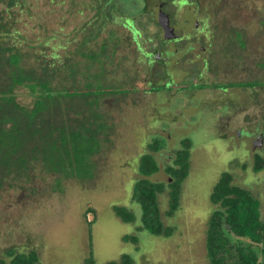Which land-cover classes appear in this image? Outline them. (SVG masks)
Here are the masks:
<instances>
[{"label": "rangeland", "instance_id": "rangeland-1", "mask_svg": "<svg viewBox=\"0 0 264 264\" xmlns=\"http://www.w3.org/2000/svg\"><path fill=\"white\" fill-rule=\"evenodd\" d=\"M154 1L164 2L167 11L174 15L171 3L180 0ZM188 1L192 3L180 4L197 14L200 12L196 3L205 7L215 25L214 31L225 32L227 41L220 47L224 53L241 47L237 32L251 38L253 48L264 49V0ZM93 2L17 0L16 5L10 6L14 4L12 0L0 1V23L4 26L0 28V41L20 55L16 67L6 65L9 71L14 68L19 74V82L12 81V74L6 78L0 72V90L10 92L8 101L0 103V125L4 123L13 130L16 122H10L5 115L14 110V105L33 110L38 104L40 110L45 100L40 94L46 88L51 90L52 108L56 106L38 117L36 126L41 130H33L30 141L20 147L8 138L7 145L0 150V165L5 162V155H9L10 165L0 167V250L25 246V251L31 253L11 248L4 255L15 250L23 254L24 262L31 260L33 264H81L89 257L96 264H104L118 261L124 254L134 264H209L205 231L214 210L209 195L219 175L229 172L235 185L247 189L259 201L264 226V170L253 175L246 146L237 148L230 140L216 139L212 131L208 132L209 121L193 119V124L199 123L198 128H188L182 134L184 141L191 143L189 170L181 185L179 208L173 216L165 215L167 194L158 197L162 222L172 227L173 233L165 237L137 231L141 209L132 201V190L139 161L145 155L142 150L150 143L152 149L157 144H172L173 140L158 138V133L166 136V132L156 130L180 129L183 119L154 101L136 105L140 96H134L137 89L132 82L141 83L143 75L140 80L135 77V50L124 26L130 24L126 18L141 8L142 0H117L122 11H115L104 23L102 18L94 23L97 10ZM187 19L184 17V21ZM204 19L199 18V23ZM152 23L148 16L142 19L138 25L144 33L142 38L157 33V26ZM177 30L187 32V28ZM34 72L42 79L38 85L25 76L20 78L22 73ZM190 80L191 77L185 79L181 85L186 86ZM261 84L264 86V81ZM162 88L158 81L150 90ZM118 90L129 93L120 96L125 102L116 107L120 98L114 91ZM102 93L107 94L92 100ZM158 100L162 102L163 96ZM177 103L184 100L173 99V104ZM86 108L103 118L105 126L98 131L97 140L90 138L89 130L82 131L84 136L61 130V136L56 138L55 122L65 128L68 119L74 118L76 112L85 114ZM18 113L15 114L19 116ZM16 124L18 129L23 127ZM84 137L90 141L83 143ZM74 144L78 145L75 149ZM29 150L35 155L29 152L28 158ZM173 153L157 156L161 171L150 181L169 182L162 169L169 166L165 161ZM23 159L27 160L22 162ZM115 206L131 211L134 221L122 222L113 212ZM126 235L137 236V242L123 241ZM254 249L264 264V240Z\"/></svg>", "mask_w": 264, "mask_h": 264}, {"label": "flooded vegetation", "instance_id": "flooded-vegetation-1", "mask_svg": "<svg viewBox=\"0 0 264 264\" xmlns=\"http://www.w3.org/2000/svg\"><path fill=\"white\" fill-rule=\"evenodd\" d=\"M184 2L192 3L188 0L172 2L175 14L171 15L164 2L142 0L141 8L131 18H126L130 24L125 23L126 26H124L135 50L134 60L138 67L135 77H139L140 80V75H143L141 83L131 81L137 89L134 96H140V101L136 102V105L154 101L164 109L166 108L170 114L175 112L176 117L183 119L180 129L172 127L156 130L157 133L162 131L167 133L166 136L158 133V138L161 137L168 142L173 140V143L157 144L156 147L160 148L157 152H153V156L158 160L157 156H161L162 152H174L170 159L165 161L170 163L168 167L173 166L176 152L186 148L189 151L191 148V143H186L182 134L188 128H195V130L198 128L199 123L193 124V119L196 121L203 119L209 121L210 130L208 132L212 131L216 139L230 140L237 148L246 146L248 158L251 159L248 161L250 172L253 175L259 174L264 168L256 171L254 167L257 158L264 160V125L256 124L258 121L264 122V86L261 84L264 81V49L253 48L251 38L247 39L246 34L237 32L241 47H237L235 51L225 50L224 53L220 47L225 46L227 41L224 38L225 32L214 31L215 25L205 7L200 8L196 3L198 12H200L197 14L189 10V6L180 4ZM204 14H206L205 17ZM145 16H148L151 22L154 21L152 26H157L158 31L156 34H149L147 38H142L144 33L138 25ZM184 17L188 19L184 21ZM199 18H205L204 22L199 23ZM180 28H187V32L177 30ZM232 35L236 36V34ZM233 45H235L234 41ZM189 77L191 80L186 83V86H182L181 83ZM158 81L161 82L163 88L150 90L157 85ZM107 93L99 94L92 100H99ZM114 93H117L120 98V102H116V107H118L117 105H123L125 102V98L122 99L120 96L129 92L118 90ZM160 96H163L162 102L158 100ZM179 97L184 100V103L173 104V99ZM94 104L97 103L94 101ZM88 109L86 108L85 114L82 115L76 112L74 118L68 119L65 128L62 123L55 122L54 130L58 129L56 138L61 136V130H67L72 135L79 133L82 136H84L82 131L89 130L92 134L90 138L97 140L98 131L105 124L102 123L103 118L99 116V113L92 115L90 110L87 111ZM188 116L190 121H187ZM148 130L151 132V128L148 127ZM90 138L84 137L81 140L87 143ZM73 139L77 142L76 137ZM73 146L75 149L78 145ZM151 149L152 143L148 144L142 152L151 153ZM158 167V172L151 177L161 171L159 163ZM168 167L164 166L162 170L171 182V178L165 172ZM11 248L21 250L20 253H31L30 250L25 251V246L6 247L0 250V264H11L15 255H23L15 253V250L14 256L13 254L4 255V252Z\"/></svg>", "mask_w": 264, "mask_h": 264}, {"label": "trees", "instance_id": "trees-1", "mask_svg": "<svg viewBox=\"0 0 264 264\" xmlns=\"http://www.w3.org/2000/svg\"><path fill=\"white\" fill-rule=\"evenodd\" d=\"M91 1H94L93 3H95L94 6L97 10L94 23L98 20L101 21V18L103 19L102 23H104V20L110 17L112 13L115 11L120 12L121 10V6L120 4L118 6L117 0ZM12 2L14 4H10V6L16 5L17 0H12ZM107 2H110V5ZM2 27L4 26L0 23V28ZM2 44L3 42L0 41V72H3V76L6 78L12 74V81L17 83L19 82L17 80H20L16 79L19 74L14 68L9 71L6 65L16 67L20 58L19 51L10 49L8 46ZM24 76L28 79L27 81L36 82V85L42 80L40 77V79L37 77L36 72L20 74V78ZM46 89L45 93L40 94L44 97V102H46V104L43 102V107L40 110H38L37 104L35 105L37 109L33 110L20 109L14 105V110L8 111L5 117L8 116L9 118H7L10 122H16L23 127L18 129L15 123L13 131L6 124H1L0 150L7 145L8 138L11 144L15 145L14 141L22 147L28 140H31L30 133L33 130L35 132L41 130L40 127L36 126L38 117H41L42 113H49L54 108H52L51 104V90ZM9 95V90H0V103L8 101ZM15 113H18L19 116ZM29 122L35 125L31 126ZM24 127L27 128L25 129ZM187 145L189 147V144ZM159 148L157 146L155 149H151V153H147L141 157L138 166L139 177L133 185L132 201L139 205L141 209V225L137 228V231L145 230L154 236L167 237L173 233V228L165 226L162 222L158 197L161 194H167L168 210L165 215L168 217L173 216L179 208L182 182L188 175L189 151L186 148L183 151L176 152L173 166L166 168L165 172L171 178V182H152L149 178L159 170L153 152H157ZM29 152L34 154L33 150L32 152L31 150L27 151L26 154H28L26 156L28 158L31 155ZM5 157V162L0 167H5L6 164L9 168V155H5ZM27 159H23L22 162ZM262 168H264V160L257 158L254 170L258 171ZM209 201L214 206V210L208 218L205 231V251L209 264H261L257 251L254 249V245L261 244L264 240V226L260 219L259 201L248 190L235 185L229 172H222L219 175L212 187ZM113 212L124 223H132L134 221L132 212L126 208L115 206L113 207ZM122 239L123 241H130L132 243L137 242V236L135 235H126ZM12 254L10 253V256ZM11 264L33 263L31 260L24 262L23 255H17L14 256ZM81 264H96V262L92 257H89ZM104 264H134V262L129 255L124 254L119 261H111Z\"/></svg>", "mask_w": 264, "mask_h": 264}]
</instances>
